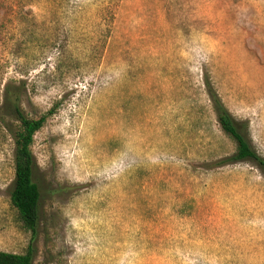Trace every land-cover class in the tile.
Here are the masks:
<instances>
[{
	"label": "rangeland",
	"instance_id": "obj_1",
	"mask_svg": "<svg viewBox=\"0 0 264 264\" xmlns=\"http://www.w3.org/2000/svg\"><path fill=\"white\" fill-rule=\"evenodd\" d=\"M264 0H0V108L37 119L39 225L12 207L17 122L0 118V251L33 264H264Z\"/></svg>",
	"mask_w": 264,
	"mask_h": 264
},
{
	"label": "trees",
	"instance_id": "obj_2",
	"mask_svg": "<svg viewBox=\"0 0 264 264\" xmlns=\"http://www.w3.org/2000/svg\"><path fill=\"white\" fill-rule=\"evenodd\" d=\"M41 1L55 2V0H37V2ZM209 96L222 131L236 145V150L231 156L218 161L215 165L252 162L264 171V157L259 155L252 145L248 123L235 119L211 87H209ZM55 113L56 109L53 108L37 119L28 117L23 109L20 88L14 92L8 91L0 108V118L10 117L17 122L13 130L15 149L11 205L16 210L23 227L32 234L36 233L39 225L41 201V190L35 181V158L32 146L35 135ZM0 264H33V248L29 246L25 254L0 251Z\"/></svg>",
	"mask_w": 264,
	"mask_h": 264
}]
</instances>
